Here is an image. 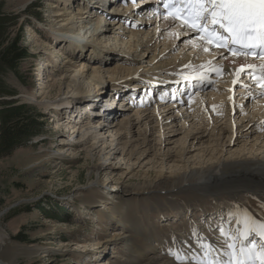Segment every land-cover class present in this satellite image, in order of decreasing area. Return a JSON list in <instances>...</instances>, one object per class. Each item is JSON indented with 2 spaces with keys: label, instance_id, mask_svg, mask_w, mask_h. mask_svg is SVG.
Wrapping results in <instances>:
<instances>
[{
  "label": "rangeland",
  "instance_id": "374dc122",
  "mask_svg": "<svg viewBox=\"0 0 264 264\" xmlns=\"http://www.w3.org/2000/svg\"><path fill=\"white\" fill-rule=\"evenodd\" d=\"M46 4V0H0V17L7 19V22L0 26L3 31L0 33V55L17 38L28 53L27 57L18 64L17 73L0 63V83L4 91L9 93L7 97H0V111L9 106L5 101L13 100L16 105H28L31 115H40L37 122L38 134L19 143L8 156L0 158V213L19 203L0 218V229L5 232L2 259L5 262L11 260L13 264H147L150 256L146 255L138 260L134 254L128 255L125 249L117 248L113 244L107 246L101 253L84 256L87 250L97 252L96 243H108L115 235L122 234L123 230L110 214L109 217L107 216L105 209L103 212L101 207L82 205L79 200L83 193L90 187L99 185L113 194H134L139 211L149 216L153 227L159 229L161 226H167L174 231L177 226H171L169 220L162 222L157 214L162 212L165 215L162 217L169 215L177 217L180 210H189L187 203L193 208H205L206 202L212 197L193 196L190 200V195L186 197L181 194L184 199L174 203L173 198L164 199L173 196L172 192L164 190V182L170 180L169 187L175 181L174 178L189 172L195 166L215 161V158L221 155L220 158L247 156L250 153L249 146L244 144L245 148H243L239 138L233 143L221 139V136L218 137L216 134V131L220 130L217 128L214 132L208 130V137L202 139V142L194 143V146L184 153L183 145L180 144L181 135L175 133L170 143L164 145L165 134L159 140L155 132L160 129L156 126L154 130H150V126H153L150 125L147 134H156L152 150H146L149 151L148 154L142 156H139L136 150L137 155L134 154L130 160L123 161H117L114 156H109L106 164L117 165L106 170L96 171V167L103 160L101 156L95 154V151L93 152L95 155L91 153L93 151L91 138L80 140V146L72 154L58 155L57 149L66 147L67 137L62 139L64 134H67V131L63 132L66 119L73 117L66 114L63 118V113L61 116L56 115L60 113L56 112L58 109L46 107L48 102L63 93L61 87L65 81L63 78L65 74L62 75L63 70L60 67L64 62L63 58L67 56V52H63L61 46L58 47V43L53 40L49 31L52 28L50 26L55 25L51 20L59 22L62 17L55 19L50 17L53 16L51 13L54 10L51 11ZM80 5L78 2L72 9L76 10ZM62 7L55 10L66 13L67 6ZM85 12L86 10L83 14ZM49 35L54 42L49 41ZM55 49L59 52L58 55ZM44 77L46 78L43 79ZM108 100L112 101L111 98H107L106 102ZM108 108L112 107L105 105L104 109L108 110ZM76 109L77 107L73 108ZM87 111L90 113V110ZM247 111L249 112L250 109ZM83 112L81 114L85 119L87 117ZM202 119L207 120L202 117L198 120ZM89 121L95 123L98 120L89 119ZM69 126H72V123ZM175 126H182V122H177ZM180 129L176 131L179 132ZM162 130L165 132L164 129ZM241 132L244 133L245 130ZM253 137L254 135L251 134L248 140ZM116 138L118 135L115 136ZM215 138L218 142H222L223 146H217L218 142H214ZM110 140L111 138L107 136L103 141V145L107 147L106 153L112 150ZM198 154H201V157H196ZM210 154L212 160L208 161ZM164 156H174V158L163 163ZM175 156L181 160L182 167L180 164L174 166ZM111 170L115 172L109 173ZM227 197L231 196L217 195L215 204L219 202L220 205L224 204L222 201L224 202ZM254 198L258 199V197ZM197 201L201 204L194 207ZM59 209L64 211L63 214H59ZM167 227H164L165 232H169ZM181 229L182 227L179 232ZM187 234L191 235L189 232ZM84 245L85 247H82ZM30 248L35 249L34 254L14 258L13 251Z\"/></svg>",
  "mask_w": 264,
  "mask_h": 264
},
{
  "label": "bare ground",
  "instance_id": "6f19581e",
  "mask_svg": "<svg viewBox=\"0 0 264 264\" xmlns=\"http://www.w3.org/2000/svg\"><path fill=\"white\" fill-rule=\"evenodd\" d=\"M46 1L49 9L51 11L54 10L51 13L53 16L51 15L50 17H54V19L62 17L59 22L51 20L53 25H55L50 26L52 27L49 30L50 34L53 36V40L58 43V47L62 45L67 52V56L63 58L64 62L61 63L60 67L63 70L62 75L65 74V77L62 76L65 79L61 87L63 93L48 102L46 107L49 106L48 108L50 109L58 110L64 109L65 114L73 117L72 119L69 117L66 119L63 132L64 130L67 131L68 135L64 134L62 137V139L67 137V141L65 142L66 147H59L56 152L58 155L72 154L80 146V140L91 138V141H93V151L89 150V153L91 152L93 155L97 154L102 157L103 162L99 163L96 167V171H100L117 165L106 164L109 156H114V159L117 161H123L125 159L130 160L134 154L137 155L136 150H138L139 156L148 154L152 150L153 142L155 143L156 141L154 138L156 134H147V129L150 125H153L150 126V130H154L156 126L158 127L157 129H160L155 132L159 140L165 134L164 145L170 143L174 138L172 135H175V133L181 135L180 144L183 145L182 150L184 153L189 151L194 146V143L202 142V139L208 137V130L209 132H214L217 128H220V132L216 131L218 137L221 136V139H226L227 142L232 141V143L239 138V142H242L243 148H245V145L249 146L250 153L247 156L243 155L240 157L220 158L222 157L221 155L215 158V161H211L212 154L208 155V161L211 162L201 163L202 165H198L199 167L195 166L189 172H185L181 176L174 178L175 181L169 187L170 180L164 182V190L173 193H170L173 196L164 199L173 198V202L175 203L184 199L183 196L189 197V195L191 196L190 200H192L193 196H196V198H199V196L212 197L206 202L207 207L205 209L207 210L215 206L217 195L232 197L238 192H242L264 201V102L261 99L257 98L254 101H249L250 97L253 96V93L250 92L248 97L243 100V96L238 95L243 91L241 89L238 90L237 94L235 92L232 100H229V91L225 89L209 92L211 93L210 97H207L203 92H197L194 98L186 102L183 101L178 105L158 103L148 112L136 109L134 112H127L120 117L117 116V120H112L109 123L105 121L101 122V119L93 123L89 119L94 114V111L102 114L105 111V105L113 108L112 104H116V102L113 103L110 100L106 102L108 98L107 94L112 96L108 92L109 88L111 92L114 89H118L121 92L123 86L118 84L122 80L137 77L139 71L145 70L147 67L149 69L153 61L163 66L166 62H178L179 58H183V61H189L190 56H194V54L184 43L179 48L174 45L176 39L171 32H167V24L156 27L154 20H152L141 22L140 26L129 30L121 23L119 15L114 14L116 10H110L109 14L104 13L105 15H110L112 19H106L105 17L95 19V12L93 13V9L89 10L90 5L94 4L91 0ZM78 2L81 5L77 6L76 10H73V5H76ZM62 4L67 6L65 8L66 13L55 10L58 7L63 8ZM85 10L87 14L86 12L83 14ZM126 14L122 13L121 16H128ZM124 18L127 19L128 17ZM166 40L167 44L165 43ZM92 41H94V44H91ZM55 52L58 55L57 49H55ZM128 57L129 59H127ZM208 57L213 58L214 56ZM109 58L113 60V66L112 61H108ZM224 60L227 70L233 69L243 63L241 60L229 58ZM48 77H50V74ZM221 84L222 87L227 89V83ZM91 95H95L94 99H97V101L92 100ZM119 95L121 93H117L118 97ZM132 96L134 97L135 95ZM205 99H208L211 107L215 105L217 110H222V105H226L225 111H232L233 108L241 109V111L238 112V116H236L237 113L232 116L230 111L229 115H224L222 119L214 120L212 119L213 115L210 114L217 112V110L206 109L204 104ZM90 101L92 102L87 104ZM232 101L236 104L232 105ZM119 103L118 105L122 106ZM68 107L70 109L69 112L67 110ZM74 107H77V109L73 110ZM89 107L91 108L90 113L87 111ZM187 107L192 112L187 111ZM247 109H250V111L248 112ZM83 111L86 112V115ZM82 112L84 116L89 117L83 119ZM199 116L207 120L202 119L199 121ZM197 120L198 122H195ZM179 121L182 122L183 127L175 126ZM71 123L72 126H69ZM142 123L143 125H141ZM179 128L181 129L177 132L176 130ZM197 128L202 129L198 130ZM69 129L72 131H69ZM242 130H245V132H241ZM90 133L91 135H89ZM251 134L254 137L248 140ZM88 135L89 137L86 138ZM105 135L111 138L109 143L112 150L108 153L105 152V148L107 147L103 145V141L107 137ZM117 135L118 138L115 139ZM62 142L64 143L63 140ZM214 142H218L216 138ZM226 144L229 145V143ZM216 145L223 146V143L218 142ZM252 149L255 150L252 151ZM146 150L149 151L146 152ZM94 151L95 154L93 153ZM254 152L256 153L254 154ZM180 157H182V154H180ZM196 157H201V154H198ZM173 158L174 156H164L162 162L165 161L163 163H167L168 160ZM173 161L175 163L174 166H178L179 164L181 165L180 167L183 166L179 157L175 156ZM192 164L196 165L197 163ZM114 172L111 170L109 173L112 174ZM185 184L186 186H184ZM165 195L167 196V194ZM133 196L135 195L131 193L129 195L123 193L113 194V192L104 186L99 185L97 187L94 185L83 193L82 198L79 200L82 205L90 207L98 206L103 208V210L105 209L111 215L109 216L113 217L120 224V228L123 230L122 234L115 235L113 240L108 243H96L97 247L95 249L97 252H91L90 250L83 251L85 252L84 256L101 253L107 246L113 244L117 248L126 249L128 255L129 253L134 254L138 260L146 255L150 256L148 257L149 262L147 264H170L167 261H155V251L151 245L154 237H156L154 227L151 224L149 216H145V212L141 213L139 211L137 199ZM198 203L197 205L201 204L200 202ZM222 203L224 202L222 201ZM142 205L143 207L145 206L144 204ZM186 206L190 207V204L187 203ZM148 222L150 224L146 227L145 223ZM184 230L182 228L181 232ZM4 237L5 232L0 229V261L5 264H13L14 262L11 260L5 262L2 259L3 255L1 251L4 249ZM82 247H85V245ZM12 253L14 258H17L20 255L34 254L35 249L15 250Z\"/></svg>",
  "mask_w": 264,
  "mask_h": 264
},
{
  "label": "snow or ice",
  "instance_id": "6c2138e0",
  "mask_svg": "<svg viewBox=\"0 0 264 264\" xmlns=\"http://www.w3.org/2000/svg\"><path fill=\"white\" fill-rule=\"evenodd\" d=\"M164 7L168 10L165 19L178 21L182 28L196 33L204 45L225 49L245 61L249 56L259 59L260 64L240 65L233 73L232 84H237L241 74L247 75L264 95V0H165ZM203 50L209 52L210 48L204 46ZM213 70L222 74V67ZM197 79L204 81L206 77L201 73ZM213 110H217L215 105ZM237 223L242 228H237L234 234L220 229V236L225 237L221 247L225 250L219 255L213 244H200L203 255L197 258V264H264V246L258 247L250 240L253 235L264 240V221L244 213ZM170 254L184 264L186 257L178 252Z\"/></svg>",
  "mask_w": 264,
  "mask_h": 264
},
{
  "label": "trees",
  "instance_id": "16d2710c",
  "mask_svg": "<svg viewBox=\"0 0 264 264\" xmlns=\"http://www.w3.org/2000/svg\"><path fill=\"white\" fill-rule=\"evenodd\" d=\"M3 18L0 17V26L7 22V19ZM2 32L0 27V33ZM27 55L25 48L20 45V39L17 38L0 55V63L17 73L18 64ZM6 95H9V93L4 91L0 83V97ZM5 103L9 106L0 111V158L8 156L19 143L37 135L39 131L37 122L40 115H31L28 105H16L13 100H7ZM59 210V214H63L64 211ZM66 214L68 215V213Z\"/></svg>",
  "mask_w": 264,
  "mask_h": 264
},
{
  "label": "water",
  "instance_id": "95a60500",
  "mask_svg": "<svg viewBox=\"0 0 264 264\" xmlns=\"http://www.w3.org/2000/svg\"><path fill=\"white\" fill-rule=\"evenodd\" d=\"M18 204H19V203L13 205L12 207H9V208L5 209L4 211L1 212L0 216H1V215H4V214L7 213L11 208L17 206ZM0 264H5V263H3L2 261H0Z\"/></svg>",
  "mask_w": 264,
  "mask_h": 264
}]
</instances>
